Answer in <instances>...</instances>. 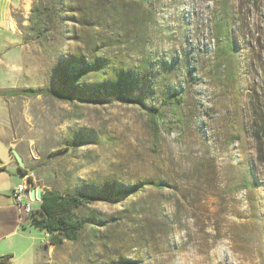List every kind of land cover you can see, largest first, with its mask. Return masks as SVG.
Masks as SVG:
<instances>
[{
  "label": "rangeland",
  "instance_id": "1",
  "mask_svg": "<svg viewBox=\"0 0 264 264\" xmlns=\"http://www.w3.org/2000/svg\"><path fill=\"white\" fill-rule=\"evenodd\" d=\"M16 1L15 91L64 90L82 65L106 83L101 103L4 104L29 182L96 200L75 206L85 228L54 264H264V0ZM173 93L179 108L162 104ZM122 98L163 105L161 134ZM141 183L163 188L113 194Z\"/></svg>",
  "mask_w": 264,
  "mask_h": 264
},
{
  "label": "crops",
  "instance_id": "2",
  "mask_svg": "<svg viewBox=\"0 0 264 264\" xmlns=\"http://www.w3.org/2000/svg\"><path fill=\"white\" fill-rule=\"evenodd\" d=\"M19 7V1L0 0V91H15L17 74L22 68L18 61L17 51L8 50L13 47L8 43L7 29L13 27L16 19L13 13ZM13 29V28H12ZM13 31V30H12ZM16 40V39H15ZM7 97L0 96V123H5L4 104ZM1 106H3L1 108ZM22 157L25 168L26 160L19 149L0 125V259L5 258L7 264H54V245L46 238L45 230L39 229L23 208L17 206L13 196L14 189L24 182V175L16 161L13 150ZM22 169V168H21ZM32 211L41 207V200L25 197Z\"/></svg>",
  "mask_w": 264,
  "mask_h": 264
},
{
  "label": "trees",
  "instance_id": "3",
  "mask_svg": "<svg viewBox=\"0 0 264 264\" xmlns=\"http://www.w3.org/2000/svg\"><path fill=\"white\" fill-rule=\"evenodd\" d=\"M58 4H63V0H55ZM145 3L147 0H138ZM35 12V11H34ZM40 35L45 32V29H38ZM86 65L77 67L75 71L68 73L66 77L63 76L67 87L61 91H0V96H16V95H26V96H51L60 101H72L77 97L82 98V91L90 92L92 95L86 101L98 102L96 98L100 97L102 91L106 88V83L88 84L84 82V76L87 74ZM101 98V97H100ZM102 99V98H101ZM99 100V99H98ZM183 95L178 93L170 94L162 100L164 106L172 105L175 108H179L183 104ZM125 104H133L144 110L149 117L150 127L152 128L155 136H159L163 130L164 124H166L165 116L163 114V105L157 108L148 107L143 101L131 98L121 100ZM258 130L254 132V138L260 141L264 138V113L263 117L257 122ZM22 175H27L26 168H20ZM147 186H152L158 189H162L161 184L152 183H141L128 188H123L121 190L113 193L115 196H125L128 194L137 193L140 190L146 188ZM113 197V195H110ZM96 200L91 198L87 194H70V195H60L57 192H44L41 199V207L36 211L30 213L32 222L41 230H45L50 234V244L57 245L61 244L66 240L75 241L78 239L82 230L85 228V222L77 219L74 215L75 206L77 204L93 203ZM2 264L5 263V258L0 259Z\"/></svg>",
  "mask_w": 264,
  "mask_h": 264
},
{
  "label": "built area",
  "instance_id": "4",
  "mask_svg": "<svg viewBox=\"0 0 264 264\" xmlns=\"http://www.w3.org/2000/svg\"><path fill=\"white\" fill-rule=\"evenodd\" d=\"M29 179L30 176L28 174L24 175V182L18 185L13 191V196L15 198L17 206L23 208L25 213H31L32 209L29 204L24 203V198L30 197V189H37L32 183L29 182ZM35 198H37L36 195ZM46 238H50V234L48 232H46ZM0 264L2 263L0 262Z\"/></svg>",
  "mask_w": 264,
  "mask_h": 264
},
{
  "label": "water",
  "instance_id": "5",
  "mask_svg": "<svg viewBox=\"0 0 264 264\" xmlns=\"http://www.w3.org/2000/svg\"><path fill=\"white\" fill-rule=\"evenodd\" d=\"M13 155H14L16 161L18 162L19 166L21 168H25V163H24L22 157L20 156V154L15 149L13 150ZM29 194H30V197L32 200H35V199L41 200L43 193H42V190L40 188H37V189H30ZM35 195L37 198H35Z\"/></svg>",
  "mask_w": 264,
  "mask_h": 264
}]
</instances>
